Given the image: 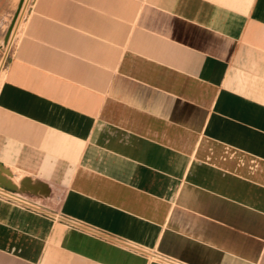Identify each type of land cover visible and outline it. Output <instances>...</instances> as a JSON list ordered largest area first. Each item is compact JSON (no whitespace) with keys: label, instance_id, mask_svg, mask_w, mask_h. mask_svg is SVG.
<instances>
[{"label":"crops","instance_id":"crops-1","mask_svg":"<svg viewBox=\"0 0 264 264\" xmlns=\"http://www.w3.org/2000/svg\"><path fill=\"white\" fill-rule=\"evenodd\" d=\"M24 4L0 0V51ZM25 12L0 189L40 210L0 198V264H264V0Z\"/></svg>","mask_w":264,"mask_h":264},{"label":"built area","instance_id":"built-area-1","mask_svg":"<svg viewBox=\"0 0 264 264\" xmlns=\"http://www.w3.org/2000/svg\"><path fill=\"white\" fill-rule=\"evenodd\" d=\"M0 198L6 200L8 202H11V203L20 204L21 206L26 207L28 209L40 210L37 207L30 206L29 203H27L23 198H21L17 194L10 193V192L5 191V190L0 189ZM57 219L61 222H64L65 224H68V225L73 226V227H82L79 222L74 221V220L69 219V218L59 216ZM153 257H154V259L161 261V262H164L166 264H183V263L177 262L175 260H172L170 258H167L165 256H162L160 254H156Z\"/></svg>","mask_w":264,"mask_h":264},{"label":"rangeland","instance_id":"rangeland-1","mask_svg":"<svg viewBox=\"0 0 264 264\" xmlns=\"http://www.w3.org/2000/svg\"><path fill=\"white\" fill-rule=\"evenodd\" d=\"M30 1L31 0H25V4L22 6V8H21V11H20V13H19V16H18V18H17V20H16V22H15V26H14V28H13V30L10 32V34H9V36H8V38H7V40L5 41V44H4V46H2V48H1V51H0V72L3 70V66H4V69H5V67H6V63H7V59H8V55H9V52H10V50H11V48H12V45H13V42H14V40H15V36H16V32L18 31V28H19V26H20V24H21V22H22V20H23V18H24V16H25V14H26V12H25V14L23 15V13H24V10H25V8H26V11H27V7H28V5H29V3H30ZM27 3V4H26ZM23 17V18H22ZM14 39V40H13ZM9 43V44H8ZM5 51H6V53H5ZM9 51V52H8ZM5 54V55H4ZM4 56H5V58H4ZM3 57V58H2ZM7 58V59H6ZM3 60V61H2ZM5 60H6V62H5ZM2 61V62H1ZM4 62H5V65H4Z\"/></svg>","mask_w":264,"mask_h":264},{"label":"bare ground","instance_id":"bare-ground-1","mask_svg":"<svg viewBox=\"0 0 264 264\" xmlns=\"http://www.w3.org/2000/svg\"><path fill=\"white\" fill-rule=\"evenodd\" d=\"M27 4V3H26ZM24 13H25V10H24ZM24 13H23V15H24ZM23 18V17H22ZM17 33V32H16ZM16 37V36H15ZM14 40V39H13ZM9 44V43H8ZM9 52V51H8ZM5 53H6V51H5ZM5 55V54H4ZM3 58V57H2ZM4 58H5V56H4ZM3 61V60H2ZM1 61V62H2ZM6 62V61H5ZM1 66V65H0ZM1 76V75H0Z\"/></svg>","mask_w":264,"mask_h":264}]
</instances>
